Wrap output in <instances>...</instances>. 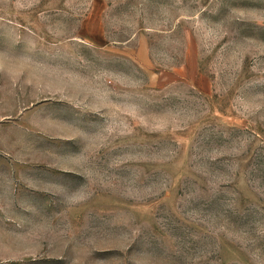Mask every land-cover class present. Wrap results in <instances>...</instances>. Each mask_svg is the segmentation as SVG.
Here are the masks:
<instances>
[{"label": "rangeland", "instance_id": "obj_1", "mask_svg": "<svg viewBox=\"0 0 264 264\" xmlns=\"http://www.w3.org/2000/svg\"><path fill=\"white\" fill-rule=\"evenodd\" d=\"M0 264H264V0H0Z\"/></svg>", "mask_w": 264, "mask_h": 264}]
</instances>
